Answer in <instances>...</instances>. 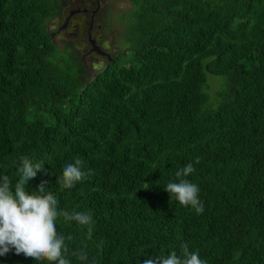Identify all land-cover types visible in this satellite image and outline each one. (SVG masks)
I'll use <instances>...</instances> for the list:
<instances>
[{"label":"trees","instance_id":"1","mask_svg":"<svg viewBox=\"0 0 264 264\" xmlns=\"http://www.w3.org/2000/svg\"><path fill=\"white\" fill-rule=\"evenodd\" d=\"M127 1L119 52L91 75L47 28L67 0H0V175L14 185L21 157L40 162L26 191L46 182L58 210L92 214L91 238L55 221L70 264L75 249L143 264L181 243L207 264H264V0ZM208 76L223 78L214 94ZM77 156L94 174L63 189ZM190 162L202 214L163 190ZM0 264L37 261L13 249Z\"/></svg>","mask_w":264,"mask_h":264},{"label":"clouds","instance_id":"2","mask_svg":"<svg viewBox=\"0 0 264 264\" xmlns=\"http://www.w3.org/2000/svg\"><path fill=\"white\" fill-rule=\"evenodd\" d=\"M195 163H199L198 158ZM41 170L42 163L21 157L17 167L19 179L14 185L7 175H0V256L14 249L16 255L34 258L37 264L40 261L70 264L65 237L57 231L55 221L62 216L65 221L87 226L88 237L91 238L93 217L90 212L58 210V200L51 191L46 192V182L42 181L35 191H26L29 180ZM195 170L193 163L186 164L175 172L178 182H169L163 190L169 195V203L175 198L181 206H190L197 214H202L204 205L199 199V186L187 179ZM93 174L92 169L85 170L84 161L77 156L63 166L56 184L63 189H71ZM179 248V254L173 250L166 256L146 257L143 264H207L198 251L189 250L187 243H181ZM70 255L82 264H88L89 256L83 249L72 250Z\"/></svg>","mask_w":264,"mask_h":264},{"label":"flooded vegetation","instance_id":"3","mask_svg":"<svg viewBox=\"0 0 264 264\" xmlns=\"http://www.w3.org/2000/svg\"><path fill=\"white\" fill-rule=\"evenodd\" d=\"M107 2H89L83 0H67V4L61 11V15L48 22L56 26L49 30L51 38L62 41H71L76 49L84 53L85 60L89 54L106 59L93 50L99 48L105 54H109L101 41L107 42L106 35L114 30V22L111 20V28L106 32V18L109 13L102 10V5ZM83 16V18H82ZM79 18V20H78ZM86 18V19H84ZM73 22V23H72ZM75 22V23H74ZM47 24V28L49 27Z\"/></svg>","mask_w":264,"mask_h":264},{"label":"rangeland","instance_id":"4","mask_svg":"<svg viewBox=\"0 0 264 264\" xmlns=\"http://www.w3.org/2000/svg\"><path fill=\"white\" fill-rule=\"evenodd\" d=\"M129 7V3L127 0H108L102 5V10L105 12H108L110 19L114 22V30L119 29V25L116 23V16L118 13L123 12ZM83 18V16H82ZM86 19V18H84ZM79 20V18H78ZM73 23V22H72ZM75 23V22H74ZM48 30H51L53 26V29L56 28L55 25L52 23L48 24ZM112 30L106 35L107 42L101 41L100 44L103 45V47L106 49L107 52L112 56L117 55L119 52L118 49V43L116 36L114 35L115 31ZM56 44H59V40H55ZM84 53H88L87 50ZM120 64L121 65H126L127 64V59L126 58H121L120 59ZM86 64L88 66V69L93 75L95 70L100 69L106 64V59H102L99 57H96L92 54H89L86 58ZM208 85L210 88V93L214 94L220 87L223 85V78L222 77H216V76H208Z\"/></svg>","mask_w":264,"mask_h":264},{"label":"water","instance_id":"5","mask_svg":"<svg viewBox=\"0 0 264 264\" xmlns=\"http://www.w3.org/2000/svg\"><path fill=\"white\" fill-rule=\"evenodd\" d=\"M93 50H94L96 53H98L99 55L104 56V57L106 58V60H109V61L112 60L110 54H105V53H103L102 51L99 50V48H97V47H93Z\"/></svg>","mask_w":264,"mask_h":264}]
</instances>
